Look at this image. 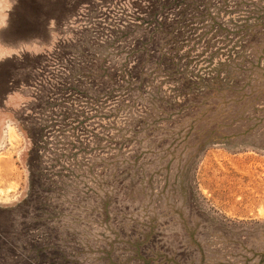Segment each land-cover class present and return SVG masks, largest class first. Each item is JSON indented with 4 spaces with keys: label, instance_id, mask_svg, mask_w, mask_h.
<instances>
[{
    "label": "rangeland",
    "instance_id": "1",
    "mask_svg": "<svg viewBox=\"0 0 264 264\" xmlns=\"http://www.w3.org/2000/svg\"><path fill=\"white\" fill-rule=\"evenodd\" d=\"M0 264H264V0H0Z\"/></svg>",
    "mask_w": 264,
    "mask_h": 264
}]
</instances>
